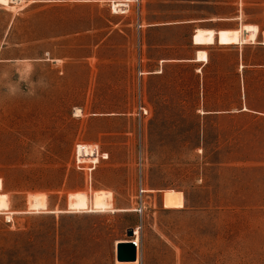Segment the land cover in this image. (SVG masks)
Masks as SVG:
<instances>
[{
    "label": "rangeland",
    "instance_id": "1",
    "mask_svg": "<svg viewBox=\"0 0 264 264\" xmlns=\"http://www.w3.org/2000/svg\"><path fill=\"white\" fill-rule=\"evenodd\" d=\"M262 33L264 0H0V264H264Z\"/></svg>",
    "mask_w": 264,
    "mask_h": 264
},
{
    "label": "crops",
    "instance_id": "2",
    "mask_svg": "<svg viewBox=\"0 0 264 264\" xmlns=\"http://www.w3.org/2000/svg\"><path fill=\"white\" fill-rule=\"evenodd\" d=\"M222 28H229V27H222ZM263 35L264 33H262V36ZM256 38L257 35L249 36L246 33L245 25H243L241 28L238 29H221L219 31H216L215 29L197 28L193 35L194 43L199 45L210 44L215 41H218L223 44H230V43L241 44L244 42H254L256 41ZM197 51H198V60H205L208 58L206 50H197ZM200 55H205V57L201 58ZM4 212L6 213V211Z\"/></svg>",
    "mask_w": 264,
    "mask_h": 264
},
{
    "label": "water",
    "instance_id": "3",
    "mask_svg": "<svg viewBox=\"0 0 264 264\" xmlns=\"http://www.w3.org/2000/svg\"><path fill=\"white\" fill-rule=\"evenodd\" d=\"M128 233L130 235H133V227H130L128 229ZM137 252V243L132 238L128 240H120L119 242H117V258L119 260H135L137 259Z\"/></svg>",
    "mask_w": 264,
    "mask_h": 264
},
{
    "label": "built area",
    "instance_id": "4",
    "mask_svg": "<svg viewBox=\"0 0 264 264\" xmlns=\"http://www.w3.org/2000/svg\"><path fill=\"white\" fill-rule=\"evenodd\" d=\"M129 4V0H111V6L112 9L114 10H118V9H123L124 7L128 6ZM143 22L142 19L139 17L137 20V26L140 29V27L143 26ZM12 219V217H7V220L10 221Z\"/></svg>",
    "mask_w": 264,
    "mask_h": 264
},
{
    "label": "bare ground",
    "instance_id": "5",
    "mask_svg": "<svg viewBox=\"0 0 264 264\" xmlns=\"http://www.w3.org/2000/svg\"><path fill=\"white\" fill-rule=\"evenodd\" d=\"M200 57L201 58H204L205 57V55H200ZM134 232H135V230H134ZM134 234V233H133ZM135 241H136V243H137V247L138 246H140V239H139V236H137L136 238H135ZM138 260H139V258H137L136 260H129V261H126V260H123V261H121V262H138Z\"/></svg>",
    "mask_w": 264,
    "mask_h": 264
}]
</instances>
